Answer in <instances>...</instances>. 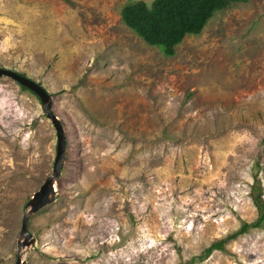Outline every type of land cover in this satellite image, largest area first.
<instances>
[{"label": "rangeland", "instance_id": "374dc122", "mask_svg": "<svg viewBox=\"0 0 264 264\" xmlns=\"http://www.w3.org/2000/svg\"><path fill=\"white\" fill-rule=\"evenodd\" d=\"M137 1L152 2L0 0V67L49 94L66 139L21 259L264 264V223L237 233L258 216L255 173L264 200V0L217 11L170 56L124 24ZM55 151L39 98L0 76V264Z\"/></svg>", "mask_w": 264, "mask_h": 264}, {"label": "trees", "instance_id": "16d2710c", "mask_svg": "<svg viewBox=\"0 0 264 264\" xmlns=\"http://www.w3.org/2000/svg\"><path fill=\"white\" fill-rule=\"evenodd\" d=\"M248 0H152L147 5L144 1L129 3L121 10V18L145 43L155 46L170 56L174 48L186 35L199 34L208 20L220 10L233 3ZM253 175L251 197L258 211L255 222L243 223L237 233L247 228H258L264 223V200L259 180ZM237 233L232 234L231 237ZM223 240L209 245L202 255L207 257L215 250L222 249Z\"/></svg>", "mask_w": 264, "mask_h": 264}, {"label": "water", "instance_id": "95a60500", "mask_svg": "<svg viewBox=\"0 0 264 264\" xmlns=\"http://www.w3.org/2000/svg\"><path fill=\"white\" fill-rule=\"evenodd\" d=\"M0 76L10 77L14 81L18 82L20 85L30 90L39 98L43 111L46 117L50 120L51 124L53 125L56 133V151L51 173L44 178V181L39 187V189L32 195V198H30V200L26 203L21 218L19 230L20 238L17 240L16 243V247L18 250L14 264H24V260L21 259L20 249H23L24 247L28 248L34 243V238L32 234L28 231L27 215L32 214L40 208L54 202L55 180L59 176L62 167L66 147V139L59 120L56 118V116L51 110L50 96L40 85L33 82L32 80H29L22 74L1 67Z\"/></svg>", "mask_w": 264, "mask_h": 264}, {"label": "bare ground", "instance_id": "6f19581e", "mask_svg": "<svg viewBox=\"0 0 264 264\" xmlns=\"http://www.w3.org/2000/svg\"><path fill=\"white\" fill-rule=\"evenodd\" d=\"M14 187V186H13Z\"/></svg>", "mask_w": 264, "mask_h": 264}]
</instances>
